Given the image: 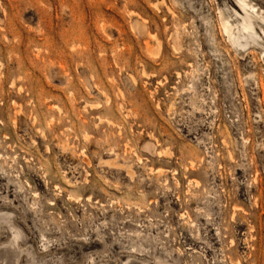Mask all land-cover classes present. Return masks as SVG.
Here are the masks:
<instances>
[{
    "label": "rangeland",
    "instance_id": "1",
    "mask_svg": "<svg viewBox=\"0 0 264 264\" xmlns=\"http://www.w3.org/2000/svg\"><path fill=\"white\" fill-rule=\"evenodd\" d=\"M246 15L0 0V264H264V19L243 48L222 24Z\"/></svg>",
    "mask_w": 264,
    "mask_h": 264
},
{
    "label": "bare ground",
    "instance_id": "2",
    "mask_svg": "<svg viewBox=\"0 0 264 264\" xmlns=\"http://www.w3.org/2000/svg\"><path fill=\"white\" fill-rule=\"evenodd\" d=\"M157 2L158 1L155 2L154 6L157 5L156 4ZM240 2H241L242 8L247 13L246 17L243 18L242 22H238V24L234 25L229 20L223 18L222 24H223V31H225L224 33H227L228 34V36H229L231 42L233 43V45H235L237 47L243 48V47H246V45L248 43H250L251 41L252 42H255V40L258 39V36L256 35V33L251 32L253 30V21L254 20H260L261 22H263V19H264L263 16L264 15H262L261 13H259L254 6L250 5L245 0H240ZM155 7H157V6H155ZM157 9H158V7H157ZM170 11H171V9H170ZM254 12L258 15V17H260V19H258L257 16L254 15ZM152 55H154V53H152ZM173 106L174 105H172V107ZM108 122H110V121H108ZM163 152L165 153V151H163ZM229 154H230V152H229ZM236 208H238V207H236Z\"/></svg>",
    "mask_w": 264,
    "mask_h": 264
}]
</instances>
